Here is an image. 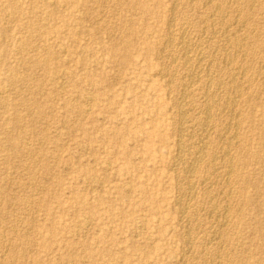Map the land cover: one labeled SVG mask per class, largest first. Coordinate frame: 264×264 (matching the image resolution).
<instances>
[{
  "label": "rangeland",
  "instance_id": "374dc122",
  "mask_svg": "<svg viewBox=\"0 0 264 264\" xmlns=\"http://www.w3.org/2000/svg\"><path fill=\"white\" fill-rule=\"evenodd\" d=\"M0 264H264V0H0Z\"/></svg>",
  "mask_w": 264,
  "mask_h": 264
},
{
  "label": "bare ground",
  "instance_id": "6f19581e",
  "mask_svg": "<svg viewBox=\"0 0 264 264\" xmlns=\"http://www.w3.org/2000/svg\"><path fill=\"white\" fill-rule=\"evenodd\" d=\"M176 2H177V1H176ZM254 2H255V1H254ZM223 3H224V2H223ZM231 3H232V2H231ZM224 4H225V3H224ZM218 6H219V5H218ZM211 8H212V7H211ZM243 8H244V7H243ZM246 8H248V7H246ZM251 9H252V8H251ZM212 10H213V9H212ZM216 10H217V9H216ZM209 13H210V12H209ZM238 14H239V13H238ZM203 15H204V14H203ZM214 15H215V14H214ZM239 15H240V14H239ZM248 15H249V14H248ZM206 16H207V15H206ZM172 17H173V15H172ZM238 17H239V16H238ZM204 18H205V17H204ZM244 18H245V17H244ZM246 18H247V17H246ZM174 19H175V18H174ZM208 19H209V18H208ZM242 19H243V18H242ZM226 20H227V19H226ZM172 21H174V20L172 19ZM217 21H218V20H217ZM236 22H237V21H236ZM171 23H172V22H171ZM168 24H169V23H168ZM213 24H214V23H213ZM172 27H173V26H172ZM181 27H182V26H181ZM241 28H242V27H241ZM172 30H174V28H173ZM185 30H186V29H185ZM232 30H233V29H232ZM245 32H246V31H245ZM199 34H200V33H199ZM171 35H172V34H171ZM180 35H181V34H180ZM239 35H240V34H239ZM252 35H253V34H252ZM166 36H167V35H166ZM242 36H243V35H242ZM170 37H171V36H170ZM184 38H185V37H184ZM226 38H227V37H226ZM228 38H229V37H228ZM228 38H227V39H228ZM172 41H173V40H172ZM172 41H171V42H172ZM195 42H196V41H195ZM166 43H167V42H166ZM235 43L238 44V43H237V40H235ZM189 44H190V43H189ZM189 44H188V45H189ZM199 44H200V43H199ZM202 44H203V43H202ZM236 44H235V45H236ZM169 45H170V44H169ZM225 45H227V44H225ZM240 45H241V44H240ZM200 46H201V44H200ZM249 46H250V45H249ZM187 47H188V46H187ZM192 47H193V46H192ZM217 47H218V46H217ZM221 47H222V46H221ZM228 47H229V46H228ZM240 47H241V46H240ZM176 48H177V47H176ZM231 48H233V47H231ZM238 48H239V47H238ZM45 49H46V48H45ZM202 49H203V48H202ZM48 51H49V50H48ZM177 51H178V50H177ZM189 51H191V50H189ZM189 51H188V52H189ZM200 52H201V51H200ZM51 53H52V52H51ZM186 53H187V51H186ZM231 53H232V51H231ZM179 54H180V53H179ZM188 54H189V53H188ZM182 56H183V55H182ZM214 58H215V57H214ZM187 59H188V58H187ZM249 60H250V59H249ZM172 61H173V60H172ZM189 61H190V60H189ZM201 61H202V60H201ZM220 62H221V61H220ZM242 62H243V61H242ZM198 63H199V62H198ZM198 63H197V64H198ZM224 63H225V61H224ZM246 63H247V62H246ZM186 64H187V63H186ZM208 64H209V63H208ZM238 64H239V63H238ZM185 66H186V65H185ZM207 66H208V65H207ZM244 66H245V65H244ZM169 68H170V67H169ZM180 68H182V67H180ZM163 69H164V68H163ZM205 69H206V68H205ZM237 69H238V68H237ZM250 69H251V68H250ZM175 71H176V70H175ZM201 71H202V70H201ZM234 71H235V70H234ZM243 71H244V70H243ZM223 72H224V71H223ZM167 73H168V72H167ZM213 73H214V72H213ZM213 73H212V74H213ZM258 73H259V72H258ZM183 75H184V74H183ZM233 75H234V74H233ZM236 75H237V74H236ZM22 76H23V75H22ZM193 77H194V75H193ZM216 77H217V76H216ZM220 77H221V76H220ZM224 77H225V76H224ZM183 78H184V76H183ZM233 78H236V77L233 76ZM171 79H172V78H171ZM168 80H169V79H168ZM209 80H211V79H209ZM223 81H224V80H223ZM203 82H204V81H203ZM220 82H222V81L220 80ZM235 82H236V81H235ZM240 82H241V81H240ZM250 82H251V81H250ZM40 83H41V82H40ZM228 83H229V82H228ZM239 84H240V83H239ZM242 84H243V83H242ZM253 84H254V83H253ZM38 86H39V85H38ZM194 87H195V86H194ZM233 87H234L235 89L232 90V92L235 91V90L238 88V86H233ZM207 88H208V87H207ZM216 89H217V88H216ZM170 90H171V89H170ZM238 90H239V89H238ZM178 91H179V90H178ZM223 91H224V90H223ZM223 91H222V92H223ZM227 91H228V90H227ZM239 91H240V90H239ZM239 91H238V92H239ZM185 92H186V91H185ZM204 94H205V93H204ZM229 94H230V93H229ZM239 94H240V93H239ZM208 95H209V94H208ZM218 95H219V94H218ZM235 95H236V94H235ZM244 95H245V94H244ZM194 96H195V95H194ZM213 96H214V95H213ZM183 97H184V96H183ZM207 97H208V96H207ZM214 97H215V96H214ZM231 97H232V96H231ZM181 98H182V97H181ZM212 98H213V97H212ZM233 98H235V97H233ZM221 99H222V98H221ZM229 99H230V98H229ZM236 99H237V98H236ZM188 100H189V99H188ZM218 100H219V99H218ZM227 100H228V99H227ZM227 100H226V101H227ZM180 101H181V100H180ZM182 101H183V100H182ZM189 101H190V100H189ZM212 101H213V99H212ZM212 101H211V103H212ZM3 102H4V101H3ZM216 102H217V101H216ZM207 103H208V102H207ZM24 104H25V103H24ZM191 104H192V103H191ZM217 104H218V103H217ZM227 104H228V103H227ZM235 104H236V102H235ZM206 105H207V104H206ZM212 105H213V104H210V102L208 103V107H212ZM190 106H191V105H190ZM231 106H232V105H231ZM171 107H172V106H171ZM183 107H184V105H183ZM196 107H197V106H196ZM199 107H200V106H199ZM199 107H198V108H199ZM224 107H225V106H224ZM188 109H190V108H188ZM206 109L209 110L210 108H206ZM225 109H226V108H225ZM193 111H194V110H193ZM224 111H225V110H224ZM180 112H181V111H180ZM181 113L183 114V112H181ZM207 113H208V112H207ZM215 114H216V113H215ZM243 115H244V114H243ZM31 116H32V115H31ZM219 116H220V115H219ZM236 116H237V115H236ZM18 117H19V116H18ZM201 117H202V116H201ZM178 118H179V117H178ZM180 119H181V118H180ZM207 119H208V118H207ZM208 120H209V119H208ZM233 120H234V119H233ZM20 121H21V120H20ZM226 121H227V120H226ZM231 122H232V121H231ZM31 123H32V122H31ZM224 124H225V123H224ZM227 124H228V123H227ZM181 125H182V124H181ZM221 125H222V124H221ZM179 126H180V125H179ZM182 126H183V125H182ZM238 126H239V125H238ZM199 127H200V126H199ZM202 127H203V125H202ZM181 128H182V127H181ZM226 128H227V127H226ZM178 129H179V127H178ZM210 129H211V128H210ZM219 129H220V128H219ZM227 129H228V128H227ZM206 130H207V128H206ZM221 130H223V129H221ZM197 131H199V130H197ZM208 131H209V130H208ZM220 133H221V132H220ZM191 134H192V133H191ZM208 135H209V134H208ZM223 135H224V134H223ZM177 136H178V135H177ZM200 136H201V135H200ZM189 137H190V136H189ZM178 138H179V137H178ZM190 138H191V137H190ZM234 138H236V137H234ZM179 139H180V138H179ZM179 139H178V140H179ZM205 139H206V138H205ZM189 140H190V139H189ZM182 141H183V139H182ZM182 141H181V142H182ZM187 141H188V140H187ZM191 141H192V139H191ZM232 141H233V140H231V142H229L228 145H230V144L232 143ZM179 142H180V141H179ZM185 142H186V141H185ZM224 143H225V142H224ZM243 143H244V142H243ZM218 144H219V143H218ZM191 145H192V144H191ZM189 146H190V145H189ZM179 147H180V146H179ZM206 147H207V146H206ZM180 148H181V147H180ZM182 148H183V146H182ZM216 149H217V148H216ZM228 149H229V148H228ZM186 150H187V149H186ZM231 150H232V149H231ZM179 151H180V150H179ZM188 151H189V150H188ZM205 151H206V150H205ZM205 151H204V152H205ZM183 152H184V151H183ZM230 152H231V151H230ZM199 153H200V152H199ZM200 154H201V153H200ZM179 155H180V154H179ZM189 155H190V154H189ZM205 155H206V154H205ZM234 155H235V154H234ZM182 156H183V155H182ZM176 157H177V156H176ZM203 157H204V156H203ZM216 157H217V156H216ZM198 158H199V157H198ZM213 158H215V157H213ZM223 158H224V157H223ZM200 159H201V158H200ZM198 160H199V159H198ZM215 160H216V159H215ZM179 161H180V160H179ZM176 162H177V161H176ZM176 162H175V163H176ZM193 162H194V161H193ZM198 162H199V161H198ZM178 163H179V162H178ZM187 163H188V162H187ZM210 163H211V162H210ZM231 163H232V161H231ZM196 165H197V164H196ZM196 165H195V166H196ZM176 166H177V165H176ZM193 167H194V166H193ZM231 167H232V166H231ZM236 167H237V166H236ZM221 168H222V167H221ZM229 168H230V167H229ZM232 168H233V167H232ZM177 169H178V168H177ZM189 169H190V168H188V170H189ZM192 169H193V168H192ZM235 169H236V168H235ZM171 170H172V169H171ZM188 170H187V171H188ZM229 170H230V169H229ZM192 171H193V170H191V171L189 170L190 173H191ZM215 171H216V169H215ZM217 171H218V170H217ZM222 171H223V170H222ZM230 171H231V170H230ZM230 171H229V172H230ZM189 172H188V173H189ZM184 173H185V172H184ZM220 173H221V172H220ZM198 174H199V173H198ZM222 177H223V176H222ZM229 177H230V176H229ZM229 177H228V179H229ZM214 179H215V178H214ZM216 179H217V178H216ZM204 180H205V179H204ZM204 182H205V181H204ZM193 186H194V185H193ZM188 190H189V189H188ZM189 191H190V190H189ZM228 192H229V191H228ZM183 194H185V193L183 192ZM229 194H231V193H229ZM192 195H194V194H192ZM181 196H182V195H181ZM187 197H188V196H187ZM25 198H26V197H25ZM180 198H181V197H180ZM181 199H182V198H181ZM190 199H191V198H190ZM183 202H184V201H183ZM188 202H189V201H188ZM179 203H180V202H179ZM175 204H176V201H175ZM204 204H205V203H204ZM215 206H216V205H215ZM180 207H181V206H180ZM226 207H227V206H226ZM185 209H186V208H185ZM220 209H221V208H220ZM183 210H184V209H183ZM183 210H182V211H183ZM225 212H226V211H225ZM181 215H182V213H181ZM196 218H197V217H196ZM223 218H224V217H223ZM226 218H227V217H226ZM179 220H180V219H179ZM215 220H216V219H215ZM180 221H181V220H180ZM226 223H227V222H226ZM189 224H190V223H189ZM189 224H188V225H189ZM189 234H190V233H189ZM213 235H214V234H213ZM215 235H216V234H215ZM212 239H213V237H212ZM187 247H188V246H187ZM210 251H211V250H210ZM211 254H212V253H211ZM221 255H222V254H221ZM217 256H218V255H217ZM220 262H221V261H220Z\"/></svg>",
  "mask_w": 264,
  "mask_h": 264
}]
</instances>
